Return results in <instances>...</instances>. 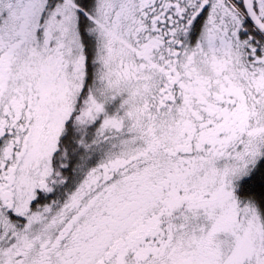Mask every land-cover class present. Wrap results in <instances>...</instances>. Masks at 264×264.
I'll use <instances>...</instances> for the list:
<instances>
[{"label":"snow or ice","instance_id":"snow-or-ice-1","mask_svg":"<svg viewBox=\"0 0 264 264\" xmlns=\"http://www.w3.org/2000/svg\"><path fill=\"white\" fill-rule=\"evenodd\" d=\"M0 264H264V0H0Z\"/></svg>","mask_w":264,"mask_h":264}]
</instances>
